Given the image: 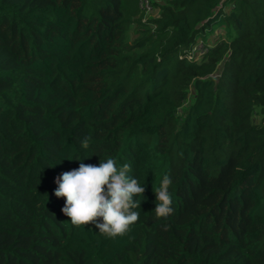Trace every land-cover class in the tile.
Returning a JSON list of instances; mask_svg holds the SVG:
<instances>
[{
	"label": "trees",
	"instance_id": "trees-1",
	"mask_svg": "<svg viewBox=\"0 0 264 264\" xmlns=\"http://www.w3.org/2000/svg\"><path fill=\"white\" fill-rule=\"evenodd\" d=\"M149 3L0 0V264H264V0ZM73 155L144 184L125 234L61 212Z\"/></svg>",
	"mask_w": 264,
	"mask_h": 264
},
{
	"label": "clouds",
	"instance_id": "clouds-1",
	"mask_svg": "<svg viewBox=\"0 0 264 264\" xmlns=\"http://www.w3.org/2000/svg\"><path fill=\"white\" fill-rule=\"evenodd\" d=\"M85 156L73 155L69 159L80 161L78 166L54 177V194L64 197L61 212L74 226L91 222L103 235H123L139 218L137 197L144 192V184L130 175L128 163L118 165L111 156L99 158L97 164L84 163ZM171 183V178L163 175L153 190L157 217L172 212Z\"/></svg>",
	"mask_w": 264,
	"mask_h": 264
},
{
	"label": "rangeland",
	"instance_id": "rangeland-1",
	"mask_svg": "<svg viewBox=\"0 0 264 264\" xmlns=\"http://www.w3.org/2000/svg\"><path fill=\"white\" fill-rule=\"evenodd\" d=\"M140 4H141V6L144 8V10H145V13L147 14V15H155L158 11H157V9L152 5H150V3H149V0H140ZM216 32H217V30L215 31V34H216ZM200 45L199 44H197L196 46H195V48H198ZM200 53H201V51H200ZM197 55V58H199V54H196Z\"/></svg>",
	"mask_w": 264,
	"mask_h": 264
},
{
	"label": "built area",
	"instance_id": "built-area-1",
	"mask_svg": "<svg viewBox=\"0 0 264 264\" xmlns=\"http://www.w3.org/2000/svg\"><path fill=\"white\" fill-rule=\"evenodd\" d=\"M201 46V45H200ZM200 46L198 48H200Z\"/></svg>",
	"mask_w": 264,
	"mask_h": 264
}]
</instances>
